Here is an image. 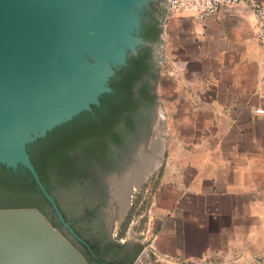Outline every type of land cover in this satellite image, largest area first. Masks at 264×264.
<instances>
[{
  "label": "crops",
  "instance_id": "1",
  "mask_svg": "<svg viewBox=\"0 0 264 264\" xmlns=\"http://www.w3.org/2000/svg\"><path fill=\"white\" fill-rule=\"evenodd\" d=\"M253 22L241 8L165 18L157 106L166 146L146 213L150 247L166 261L264 264V113L254 112L264 109V47Z\"/></svg>",
  "mask_w": 264,
  "mask_h": 264
},
{
  "label": "water",
  "instance_id": "2",
  "mask_svg": "<svg viewBox=\"0 0 264 264\" xmlns=\"http://www.w3.org/2000/svg\"><path fill=\"white\" fill-rule=\"evenodd\" d=\"M134 1L0 0V163L26 168L63 222L26 146L109 90L114 67L140 42L132 34ZM234 8L250 12L222 4L219 13ZM160 39L154 43L159 71L163 34ZM155 90L157 112V83ZM163 149H156L144 179L161 163ZM0 264L89 263L40 209L21 206L0 207Z\"/></svg>",
  "mask_w": 264,
  "mask_h": 264
},
{
  "label": "flooded vegetation",
  "instance_id": "3",
  "mask_svg": "<svg viewBox=\"0 0 264 264\" xmlns=\"http://www.w3.org/2000/svg\"><path fill=\"white\" fill-rule=\"evenodd\" d=\"M168 1H134L132 34L139 37L140 42L135 50L127 51L123 64L114 67L107 93L116 91V85L128 71L133 73L137 70L139 74L135 84L155 85L156 94L159 65L154 43L161 41ZM134 60L135 63L132 62ZM153 72L157 73L155 80L151 78ZM73 118L80 128V113L69 120ZM141 133L123 146H76L69 151L78 162L70 171L72 177L66 173L60 181L52 175L48 179L50 195L64 222L48 200L47 218L51 223L54 221V226L80 250L89 264H135V259L144 250L143 243L132 235L136 222L125 228L133 207L134 193L147 180L144 176L149 167L145 164L153 157L151 146L146 145L148 136ZM143 159H147L146 163ZM141 163H144L143 168Z\"/></svg>",
  "mask_w": 264,
  "mask_h": 264
},
{
  "label": "trees",
  "instance_id": "4",
  "mask_svg": "<svg viewBox=\"0 0 264 264\" xmlns=\"http://www.w3.org/2000/svg\"><path fill=\"white\" fill-rule=\"evenodd\" d=\"M138 74L137 70L128 71L114 93L100 95V105L92 104L91 110L80 112V128L73 118L27 144L31 162L50 194V175L60 181L66 173L71 176L70 171L76 168L77 159L69 152L72 148L123 146L140 132L145 136L150 134L155 116V85L137 86ZM151 78L155 80L157 73L153 72ZM18 167L14 170L0 163V207L35 206L47 217V199L28 170L21 165Z\"/></svg>",
  "mask_w": 264,
  "mask_h": 264
},
{
  "label": "rangeland",
  "instance_id": "5",
  "mask_svg": "<svg viewBox=\"0 0 264 264\" xmlns=\"http://www.w3.org/2000/svg\"><path fill=\"white\" fill-rule=\"evenodd\" d=\"M167 16H169L168 13L166 14V17ZM161 121L162 120L160 119L158 111L155 112L151 129L155 128V131H160L162 144H163ZM153 137H154V133L150 132L148 136V140L146 141L147 146L150 145V143L153 141ZM164 137L166 138V134H164ZM164 146H166L165 141H164ZM148 184H149V178L138 189V192L136 191L134 193L133 205H132L133 207L130 210V217L128 220L129 222L125 225V228H127V226H129V223L133 222L134 224V222H136L135 225H133L132 235L134 236V238L140 240L144 245V250L141 253V261L135 260L134 262L135 264H251L247 262H237L236 260H231V259L225 260L220 258H212V259L207 258L201 260H179L177 258H171L170 260L166 261L165 259L158 257L156 251L152 252L148 250V248H151L150 244H152L154 240V226L153 224H150L148 222L147 213H146L147 211L146 209L149 206V199L152 193V189H150V191H146V188L149 186Z\"/></svg>",
  "mask_w": 264,
  "mask_h": 264
},
{
  "label": "built area",
  "instance_id": "6",
  "mask_svg": "<svg viewBox=\"0 0 264 264\" xmlns=\"http://www.w3.org/2000/svg\"><path fill=\"white\" fill-rule=\"evenodd\" d=\"M222 4H241L250 10L254 17V36L264 47V4L258 0H169L167 13L169 15L183 14L203 19L209 14L219 12ZM254 112L264 113V109L256 108Z\"/></svg>",
  "mask_w": 264,
  "mask_h": 264
},
{
  "label": "bare ground",
  "instance_id": "7",
  "mask_svg": "<svg viewBox=\"0 0 264 264\" xmlns=\"http://www.w3.org/2000/svg\"><path fill=\"white\" fill-rule=\"evenodd\" d=\"M157 127H158V125H157ZM161 127V126H160ZM159 146H162V139H161V134H160V131H156L155 132V134H154V137H153V141H152V152H151V154H152V159L151 160H153V159H155L154 157H155V151H156V149L159 147ZM160 153V152H159ZM149 156H151V155H149ZM150 158V157H149ZM145 160H147V159H145ZM144 159H143V162L145 161ZM145 163H146V161H145ZM147 163H148V161H147ZM142 164V168H143V166H144V163H141ZM140 164V165H141ZM149 164V163H148ZM148 164L146 165L145 164V167L146 166H148ZM149 167V166H148ZM140 170H143V169H141V167H140ZM139 170V171H140Z\"/></svg>",
  "mask_w": 264,
  "mask_h": 264
}]
</instances>
